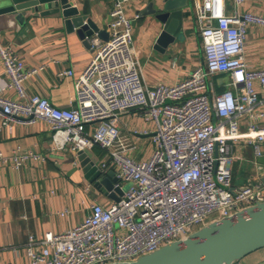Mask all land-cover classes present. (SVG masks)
I'll return each instance as SVG.
<instances>
[{"label":"built area","instance_id":"2783aa9c","mask_svg":"<svg viewBox=\"0 0 264 264\" xmlns=\"http://www.w3.org/2000/svg\"><path fill=\"white\" fill-rule=\"evenodd\" d=\"M131 0H115L109 39H90L95 54L76 83V106L58 108L41 95L29 96L27 71L11 45L0 41V59L17 99L0 96V118L34 124L47 122L55 151L78 154L96 145L107 151L102 169L115 168L118 182L132 186L119 202L93 203L81 223L62 233L31 236L23 264H110L135 261L198 229L264 203V182L233 185V146L253 147L259 158L264 145V68L247 63L250 27H264V15L242 10L245 0H201L196 18L204 62L175 85L149 88L141 79L134 46V23L126 10ZM230 8L228 9V7ZM72 71L60 73L72 76ZM226 75L222 92L214 78ZM132 110L155 123L151 157L137 161L121 137L118 123ZM94 126L89 132L87 127ZM145 132L144 134H147ZM37 154L0 153V164L18 170ZM16 264V263H8Z\"/></svg>","mask_w":264,"mask_h":264},{"label":"crops","instance_id":"0c3cea01","mask_svg":"<svg viewBox=\"0 0 264 264\" xmlns=\"http://www.w3.org/2000/svg\"><path fill=\"white\" fill-rule=\"evenodd\" d=\"M70 1L81 15H87L99 29L109 34L110 12L115 0ZM162 1L131 0L126 3L127 14L134 23V46L141 79L152 89L180 83L204 62L196 18V6L201 0H187L184 38L163 52L155 48L161 24L150 13L141 15L151 9L150 6L159 9ZM242 10L264 15V0H245ZM90 39L87 43L76 31L68 32L61 14L35 16L28 12L21 23L13 18H0V41L15 49L27 71H36L25 82L27 94L41 95L58 108L76 106L77 80L95 54ZM245 55L250 67L264 68V27H250ZM64 71H72L73 75L61 77L60 73ZM227 82L226 75L214 78L218 92L226 88ZM9 83L0 59V96L15 100L17 95L9 89ZM257 111L264 112V106L258 107ZM2 121L0 118L2 155L11 159L18 152L37 154L42 159L29 161L18 170L11 163L0 164V264H23L24 247L31 236L41 238L48 231L65 232L83 221L93 203L109 205L114 201L85 178L77 154L69 148L53 149V130L47 122L16 121L3 125ZM118 128L128 145L137 146L132 153L135 160L151 157L156 148L152 139L155 123L148 120L144 112L132 110L123 114ZM87 130L92 132L94 126L89 125ZM262 149L264 154V145ZM106 155L94 149L89 151V156L99 162L104 172L102 178L108 173H116L111 164L108 169L101 168ZM242 161H246L252 170L250 179L264 182V155L258 158L252 146L234 143L232 174L235 179Z\"/></svg>","mask_w":264,"mask_h":264},{"label":"water","instance_id":"95a60500","mask_svg":"<svg viewBox=\"0 0 264 264\" xmlns=\"http://www.w3.org/2000/svg\"><path fill=\"white\" fill-rule=\"evenodd\" d=\"M187 0H163L162 7L143 11L141 15L152 14L162 29L155 48L164 51L184 38V9ZM230 6L228 7V9ZM50 16L61 14L68 32L76 31L82 40L94 35L107 41V31L99 29L87 15H81L70 0H0V18H13L21 23L26 14ZM76 159L85 178L105 196L119 202L124 189L115 187L118 182L115 173L102 178L99 162L81 151ZM264 249V203L239 211L236 215L211 222L198 229L183 241H174L159 250L141 256L135 261L110 264H236L247 256ZM261 264H264L261 263Z\"/></svg>","mask_w":264,"mask_h":264},{"label":"rangeland","instance_id":"374dc122","mask_svg":"<svg viewBox=\"0 0 264 264\" xmlns=\"http://www.w3.org/2000/svg\"><path fill=\"white\" fill-rule=\"evenodd\" d=\"M250 175L252 176V170L249 167L248 163L246 161L240 162L236 179H235V175L233 176L235 181V183L233 182V185H235V187L242 188L250 184H254L253 179H250ZM131 186H132L131 182H122V187L125 192H127ZM263 262H264V249L259 250L247 256L246 258H244L243 260H241L236 264H261Z\"/></svg>","mask_w":264,"mask_h":264},{"label":"trees","instance_id":"16d2710c","mask_svg":"<svg viewBox=\"0 0 264 264\" xmlns=\"http://www.w3.org/2000/svg\"><path fill=\"white\" fill-rule=\"evenodd\" d=\"M96 152H100L101 154H106L107 151L102 149L100 146L96 145L94 148H93Z\"/></svg>","mask_w":264,"mask_h":264}]
</instances>
